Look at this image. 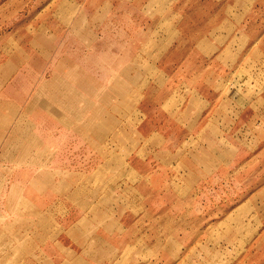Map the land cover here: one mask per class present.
<instances>
[{
    "label": "rangeland",
    "instance_id": "374dc122",
    "mask_svg": "<svg viewBox=\"0 0 264 264\" xmlns=\"http://www.w3.org/2000/svg\"><path fill=\"white\" fill-rule=\"evenodd\" d=\"M132 1L0 0V264H264V0Z\"/></svg>",
    "mask_w": 264,
    "mask_h": 264
},
{
    "label": "crops",
    "instance_id": "0c3cea01",
    "mask_svg": "<svg viewBox=\"0 0 264 264\" xmlns=\"http://www.w3.org/2000/svg\"><path fill=\"white\" fill-rule=\"evenodd\" d=\"M129 3L130 2V0H123V3ZM104 3H108V1H105ZM132 3H141V2H138L137 0H133L132 1ZM169 99H170V97H169ZM167 102H168V100H166V101H164V102H161L160 103V105H161V107L165 104V105H167ZM172 130H175V131H179L178 130V128L176 129H174V128H172ZM191 169H192V171H193V178H195V175H197V174H199V167L198 166H196V165H192L191 166ZM195 174V175H194ZM23 189L21 186H20V184H19V181H18V179L16 178L15 179V182H13L12 183V185H11V187H10V190H9V193H8V196H12L14 193H16L19 189ZM26 188V187H25ZM31 189L32 188H30V187H27V191L29 192V193H31L32 195H35V191H33V192H31ZM24 190V189H23ZM34 190V189H33ZM45 221V220H44ZM60 254H59V256H58V258L59 259H62L63 260V258H64V255L66 254L65 252H64V250L63 251H61V249H60V252H59Z\"/></svg>",
    "mask_w": 264,
    "mask_h": 264
}]
</instances>
